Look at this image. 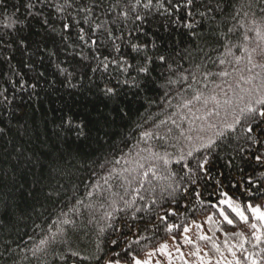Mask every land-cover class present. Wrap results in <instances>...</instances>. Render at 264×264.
<instances>
[{"label": "snow or ice", "instance_id": "snow-or-ice-1", "mask_svg": "<svg viewBox=\"0 0 264 264\" xmlns=\"http://www.w3.org/2000/svg\"><path fill=\"white\" fill-rule=\"evenodd\" d=\"M52 14L61 20L59 32L50 23L49 15ZM155 14L167 16L171 21L190 30L194 25L186 21L189 18L194 19L196 15L202 20L214 22L215 27L211 29L210 39L206 44L212 47L213 51H216L214 45L224 49L217 58L218 65H233L232 72L223 67L219 71H212L203 62L185 67L173 57L160 53L154 42H140V36L133 35V32H142L143 24L150 15ZM33 20H38L46 26V34L53 41L59 37L65 48H78L81 45L76 41L83 42L87 47V55L83 49L76 55L80 57L81 62L98 61L94 68L89 65L91 72L95 73L100 69L107 72L110 66H114L118 74L115 82L108 81L97 85L106 102L105 106L115 105L113 110L126 116L127 113L120 107L121 90L126 88L139 92L148 84H153L162 90L163 100L169 107L173 106V100L176 101L175 108L178 111L170 114L167 120H161L159 125H154L159 128L170 120L175 126V133L174 129L169 127L167 133L160 136L138 124L137 127L142 131L140 140L133 146V149H136L135 155H132L133 149L124 152L123 148L128 147L125 141L120 144L115 141L109 144L105 141L108 151L102 152L95 159L73 147L72 137L79 140L86 135L87 125L83 119L71 111L61 116L57 126L58 134L63 136L60 145H53L49 151L43 153V159H34L31 155L26 157L29 163L38 167L39 175L33 179L32 188L24 197L23 206L15 196L14 190L19 191L15 183L11 187L0 186V261L3 264H45L49 257L53 262L59 261L60 264H69V261L75 264L76 260L85 264H121V260L112 258L119 256V253L103 257L102 242H97L95 249L86 254L71 246L69 228L65 226L75 229L76 221L69 214H80V209H93L97 199L101 201L100 208H104L107 203L111 209L104 212L105 221L112 220L117 212L125 216L130 214L135 220L138 219L137 213L147 214L153 210V206L160 207L164 214L157 213V218L164 225L163 231L173 234L171 239L177 252H180L178 235L184 244L193 243L186 235L190 231L187 224L168 222L170 216L176 215L171 206L179 207L182 201L186 211L193 205V200L201 207L207 205L208 208L214 209L215 211L206 217L208 224L226 223L234 226V218H238L257 233L264 228V204L254 203L255 200H264V190L259 184L247 177L245 187V179L242 177L230 185L238 191L230 193L223 190L222 179H212V169L220 161L228 168H238L241 173L244 172L245 164L264 168V81L255 85L252 83L256 79L255 76L246 77L235 67L246 62L249 73L252 68L264 69V0H239V5L237 0H0V52L4 48L12 47L13 43L25 50L35 43L38 51H48L49 56L54 57L55 51L48 50L46 44L41 46L39 42H34L31 36L26 34ZM129 21L134 28L125 33L124 29ZM84 25H88L87 33ZM73 31L75 40L72 39ZM190 34L195 36V32ZM117 41L128 49L127 53ZM150 48L154 51H150ZM101 49L107 54H102ZM196 51L203 52L204 49L198 46ZM192 55V51L186 49L185 55L180 56V59L184 60ZM204 55L211 60L208 53ZM212 63L215 65L217 61ZM249 65L251 67H248ZM55 68L66 80L75 74V71L69 72L60 63L55 64ZM157 68H162L163 71H160L158 76H153ZM233 73L238 76L235 87L229 85L233 93L231 97L227 93L219 97L216 89L221 88V85L215 84L209 88L206 83L210 80L214 83L213 78L229 77ZM80 78L83 79V75ZM201 84L203 87L199 86ZM170 96L172 99H169ZM0 98V103L7 102V96L3 92H0ZM179 110L186 111L180 114ZM177 116L179 123L175 118ZM184 121L189 124L187 129L182 126ZM7 131L6 128L0 127V136L6 135ZM169 138L175 143L168 144L167 147L174 149V152L168 151L163 143L160 145L163 151H156L153 145L147 143L153 139L167 142ZM140 142H144L146 146L139 148ZM15 151L21 157L24 156L21 147H16ZM173 164L178 168L173 169ZM78 166L92 167L96 179L86 187L83 195H77L74 187V203L67 212L60 209L56 218L52 219L49 206L55 207L62 192L67 191L61 183V178L70 176ZM96 168L100 171L96 172ZM233 179L235 180V177ZM105 193H108L110 199L105 198ZM130 193L131 197L126 198ZM205 193L208 196L207 201L203 199ZM212 197H215V200ZM137 200L146 203L136 207ZM164 204L169 207L164 208ZM46 213L48 215H45ZM217 215L222 218L221 221L213 219ZM26 216L41 219L43 223L33 220V232L39 230V235L25 233L28 240L21 247L11 238V233L17 223ZM250 216L255 222L249 223ZM91 222L90 220L89 223ZM105 227H111V224L108 223ZM105 227H101L99 232L103 233ZM201 227L196 224L198 230ZM155 228L157 232L160 231L159 225H155ZM234 235L242 236L243 233L237 232ZM198 239L212 241L207 235H199ZM256 239L259 241L260 236L256 235ZM14 243L16 247H13ZM110 243L115 245L117 241L112 240ZM132 243L139 244L140 241L135 240L128 244L124 251L130 260H126L124 264H165V260L156 258L157 254L166 257L167 264H171L167 242L144 252L143 259L139 258V253L130 250ZM212 246L217 252L220 251L214 242ZM240 247L243 248V244ZM228 251L233 259L226 261V264H242V260L237 258L231 247ZM245 252L243 260L250 261V264H264V255H261L264 248H260L259 252ZM180 254L183 257V253ZM191 255L197 256L201 264H211V260L205 261L200 256L198 247ZM184 264H188V261L185 260ZM216 264H221V261L217 260Z\"/></svg>", "mask_w": 264, "mask_h": 264}, {"label": "trees", "instance_id": "trees-1", "mask_svg": "<svg viewBox=\"0 0 264 264\" xmlns=\"http://www.w3.org/2000/svg\"><path fill=\"white\" fill-rule=\"evenodd\" d=\"M237 5H239V0H237ZM181 15H183L182 12ZM216 15L219 20V14L217 13ZM49 20L59 32L61 20L55 14L49 15ZM186 22H191L194 25L193 29H187L183 25L171 21L167 16L150 15L147 22L142 26L143 31L133 32V35L140 36V42H154L160 53L173 57L185 67H189L192 63L203 62L212 71H219L223 67L232 72L233 65H218L217 58L224 49L214 45L216 51H213L212 47L206 44V41L210 39L209 33L215 27V23L207 19L202 20L199 15H196L194 19L189 18ZM84 28L87 33L88 25H84ZM133 28L134 25L129 21L124 31L127 33L129 29ZM192 32H195V36L190 34ZM26 34L30 35L34 42H39L41 46L46 44L47 49L55 51L56 55L50 57L48 51H38L35 43L27 50L13 43L12 47L4 48L0 52V92L7 96V102L0 103V127L8 130L6 135L0 136V181H2L0 186L11 187L15 183L19 189V191L14 190L15 196L22 203V206L24 197L32 188L33 179L39 175L38 167L29 163L26 157L31 155L34 159L36 157L43 159V153L49 151L53 145H60L63 136L58 134L57 126L60 123V117L69 111L77 114L87 125L85 137L79 140L72 137L73 147L84 155H91L93 159L100 156L102 152L108 151V144H105V141H108L109 144L112 141L118 144L121 141H125L128 145V147L123 148L125 153L129 149H133V146H136L140 140L142 131L137 127L138 124L143 125L146 130L156 132L160 136H164L169 127H172L175 133V126L171 124L170 120L166 125H160L159 128L154 127V125H159L161 120H167L170 114L178 111L175 108V100H173L172 107H169L167 102L163 100V92L160 88L155 87L153 84H148L143 91L139 92L126 88L122 89L120 107L124 109L127 115L118 114L117 111L113 110L116 107L115 105L108 104L105 106L106 102L97 88V85H102L108 81L115 82L118 74L114 66H110L107 72L103 69L95 73L91 72L89 65L94 68L97 66L98 61L87 60L81 62L80 57L76 55L81 49L87 55V47L83 42L76 41L81 47L74 48L69 46L65 48L59 37H56L55 41H53L46 34V26L38 20L31 22L30 30ZM72 39L75 40V31H73ZM87 39L88 35L86 34L85 40ZM117 43L121 44L125 53L128 52V49L120 41H117ZM198 46L203 48L204 51H196ZM186 49L192 51L193 55L181 60L180 56L185 55ZM149 50L154 51L151 48ZM101 52L102 54H107L103 49H101ZM205 53H208L211 60L205 57ZM212 61H217V63L214 65ZM57 63L67 68L69 72L75 71V74L66 80L65 76L57 73L55 68ZM245 65L246 62H242L235 67L240 70V74L246 77L255 76L256 79L252 82L255 85H259L264 81V69L260 67L252 68L249 73ZM248 67L251 66L249 65ZM160 71H163V69L157 68L153 76H158ZM81 75H83V79L80 78ZM237 76V73H233L229 77L213 78L214 83L212 80L206 83H208L209 88L214 87L215 84L221 85V88L216 89L219 97H223L224 93L231 97L233 93L229 85L233 88L235 87ZM199 86L203 87V84ZM243 86L248 87V85ZM4 90L7 91L5 92ZM169 99H172V97L170 96ZM184 111L186 110H179L180 114H183ZM175 118L179 123V117ZM182 126L187 129L189 124L184 121ZM147 143L153 145L154 150L163 151L164 149L160 147L162 143L167 147L168 144L175 143V141L171 138L167 142L153 139L147 141ZM101 145H103V149H101ZM18 146L23 150V157L15 151ZM145 146L144 142H140L138 145L139 148ZM121 147H123V144H121ZM167 150L170 152L175 151L171 147H167ZM135 151L136 149H133L132 155H135ZM13 157L16 158L14 159ZM172 167L173 169L178 168L175 164ZM95 171L99 172L100 170L96 168ZM253 172H255V175H253ZM13 176L15 179H13ZM233 177H235V180ZM242 177L245 179L243 186H247V177H251L264 190V168L259 165L245 164L244 172L241 173L238 168H228L223 161H220L212 169V179H222L224 182L223 190H227L230 193L238 191L231 188L230 185ZM95 179L92 167L79 166L73 170L70 176L61 178V183L65 185L67 191L62 192L59 203L55 207L49 206L52 219L56 218V214L60 209L67 212L71 204L74 203L72 199L74 187L77 195H83L86 187L93 183ZM160 183L166 182L160 181ZM114 190L122 191L120 189ZM104 196L110 199L108 193H105ZM130 197L131 193L126 198ZM203 199L205 201L208 200L207 193H205ZM212 199L215 200V197H212ZM262 201L255 200L254 203H261ZM100 202L97 199L94 208L91 210L80 209V214H69L76 221L75 229H72L71 226H65L69 228L73 249L86 254L88 251L95 249L97 242H102L104 258L112 256L113 253H119V256H112V258L119 259L121 263H124L126 260H130L124 250L128 248V244L132 241H140L139 244L132 243L130 249L139 253V258L144 257V252L151 250L160 243H174L171 239L173 234L165 233L163 231V223L157 218V213L160 215L164 214L160 207L153 206V210L147 214L144 212L137 213L138 219L135 220L131 218L130 214L125 216V214L117 212L114 213L112 220L105 221L103 219L104 212L111 211V209L108 208L107 203H105L104 208H100ZM145 203L146 201L137 200L135 206L140 207ZM183 203L182 201L179 207L171 206L175 210L176 215L170 216L168 222L185 223L190 229L194 228L193 230L198 234L193 243L187 247H184L182 238L179 235L177 236V240L180 241L179 246L183 248L178 252L180 258H182L181 252L189 251L191 255L198 247L200 256L205 261L211 260V264H216V261L220 260L221 264H226V261L233 259L228 251L231 247L236 252L237 258L242 260V264H250V261L243 260L246 254L245 250L247 252H259L260 248H264V228L257 233L255 229H252L248 224L240 222L238 218H234V226H229L226 223H220L219 225L208 224L206 217L211 215L215 211L214 209L208 208L207 205L201 207L193 200V205H190L186 211L182 206ZM163 207L168 208L169 205L164 204ZM45 215H48V213ZM139 217H143V219H139ZM34 219L36 223H43L41 219L26 216L12 229L11 238L19 243L21 247L28 240V236L25 233L39 235V230H36L35 233L33 232ZM213 219L222 220L218 215L214 216ZM90 220L92 221L91 223H89ZM149 221L154 223H149ZM252 222L255 221L250 216L249 223ZM108 223L111 224V227H105ZM196 224H200L202 226L201 229L198 230ZM145 225H147L146 228ZM155 225H159V232H157ZM101 227H105L103 233L99 232ZM237 232H242L243 235H234ZM225 233H228V235L226 236ZM254 233L260 236L259 241H257ZM199 235H207L212 238V241L199 240ZM112 240H116L117 243L112 245L110 243ZM213 242L219 246V252L213 248ZM241 244H243V248L240 247ZM254 245L256 247H253ZM13 247H16L15 243ZM261 255H264V253ZM191 258L193 260L189 264H201L197 256L191 255ZM259 258L258 256L257 259ZM182 263L184 264V261H181ZM0 264H3V262L0 261ZM24 264H27V262H24ZM45 264H60V262H53L52 258L49 257ZM69 264H71V261H69ZM75 264H85V262L76 260Z\"/></svg>", "mask_w": 264, "mask_h": 264}, {"label": "rangeland", "instance_id": "rangeland-1", "mask_svg": "<svg viewBox=\"0 0 264 264\" xmlns=\"http://www.w3.org/2000/svg\"><path fill=\"white\" fill-rule=\"evenodd\" d=\"M261 204H264V200L261 202ZM194 228L190 229V231L186 234L188 237H190L192 239V241L195 240V238L197 237V232L193 230ZM183 241V240H182ZM184 247H187L188 245L187 244H184ZM168 250L169 252L171 253V264H181V261H185L187 260L188 261V264L189 262H191V260H193L191 258V255L189 253V251H186V252H182L183 253V257L180 258V255L179 253L176 251V245L175 243H168ZM180 247V246H179ZM182 248V247H181ZM180 248V249H181ZM183 249V248H182ZM179 256V257H178ZM177 257V258H176ZM144 257H142L141 259H143ZM158 259H163L165 260V264H167V259L166 257L160 255V254H157V257ZM174 259V260H173ZM184 259V260H183ZM180 260V261H178ZM121 264H124V263H121ZM183 264V263H182Z\"/></svg>", "mask_w": 264, "mask_h": 264}]
</instances>
